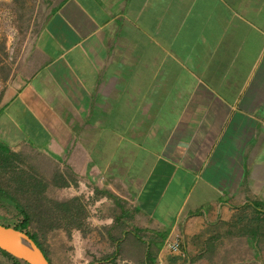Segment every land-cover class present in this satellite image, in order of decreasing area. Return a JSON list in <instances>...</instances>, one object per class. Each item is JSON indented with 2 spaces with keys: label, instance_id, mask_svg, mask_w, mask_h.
<instances>
[{
  "label": "crops",
  "instance_id": "0c3cea01",
  "mask_svg": "<svg viewBox=\"0 0 264 264\" xmlns=\"http://www.w3.org/2000/svg\"><path fill=\"white\" fill-rule=\"evenodd\" d=\"M36 1L0 140L65 169L69 232L132 264H264V0Z\"/></svg>",
  "mask_w": 264,
  "mask_h": 264
},
{
  "label": "rangeland",
  "instance_id": "374dc122",
  "mask_svg": "<svg viewBox=\"0 0 264 264\" xmlns=\"http://www.w3.org/2000/svg\"><path fill=\"white\" fill-rule=\"evenodd\" d=\"M45 11L44 6L36 0H0V107L5 100V90L18 73L22 57L39 29ZM23 158L25 164L34 167V173L47 182L46 195L49 198L61 200L67 195L63 187L56 185L54 178L56 170L58 174L64 173L68 176L61 164L47 162L44 156H37L28 148L23 151ZM66 180L71 181L77 191L78 186L75 182L77 179L74 181L66 178ZM19 196L21 202L28 204L37 214L33 217L30 231L38 233V239L51 264H132L130 260L117 255L108 258L115 252L113 244L95 242L93 236L88 238L86 247H83V239H78L76 230L69 232L74 227H71L68 219L59 217L62 213H59L52 203L38 202L31 193H20ZM43 209L49 215L48 220L38 214ZM89 213L93 212L89 211ZM89 213L86 212L87 217ZM21 218L22 216L12 206L0 201V221L14 223L19 222ZM81 220L83 222L84 218L77 222L80 223ZM51 224L56 228L44 229ZM85 228L94 230L88 224ZM0 264H12V262L0 255Z\"/></svg>",
  "mask_w": 264,
  "mask_h": 264
},
{
  "label": "trees",
  "instance_id": "16d2710c",
  "mask_svg": "<svg viewBox=\"0 0 264 264\" xmlns=\"http://www.w3.org/2000/svg\"><path fill=\"white\" fill-rule=\"evenodd\" d=\"M25 163L23 152L13 151L0 140V201L12 206L17 213L22 216L19 222L6 223L0 221V224L12 226L15 229L24 231L41 249L44 256L51 264L50 259L38 239V233L30 231L33 217L37 214L28 204H23L21 202L20 193H31L35 195V199L38 200V202L47 201L48 203H52L54 208L59 213H62L59 214V217L68 219V223L71 227L73 226L75 228L79 226V222L77 221L85 217V209L83 205L79 203V198L77 196L65 201L49 198L46 195L47 182L34 173V167ZM58 173L59 172L56 170L54 176L56 185L63 187L65 181L62 175ZM38 214L42 215L41 217H43V219L45 218V220L49 218V215H47L44 209L39 211ZM53 225L54 224L44 227V229L56 228L55 226L53 227ZM0 255L10 259L12 264H24L4 251L0 250Z\"/></svg>",
  "mask_w": 264,
  "mask_h": 264
},
{
  "label": "water",
  "instance_id": "95a60500",
  "mask_svg": "<svg viewBox=\"0 0 264 264\" xmlns=\"http://www.w3.org/2000/svg\"><path fill=\"white\" fill-rule=\"evenodd\" d=\"M0 250L24 264H50L35 242L12 226L0 224Z\"/></svg>",
  "mask_w": 264,
  "mask_h": 264
},
{
  "label": "built area",
  "instance_id": "2783aa9c",
  "mask_svg": "<svg viewBox=\"0 0 264 264\" xmlns=\"http://www.w3.org/2000/svg\"><path fill=\"white\" fill-rule=\"evenodd\" d=\"M165 245L167 246V248H169L173 252L180 251V244H179L177 238L167 240Z\"/></svg>",
  "mask_w": 264,
  "mask_h": 264
}]
</instances>
